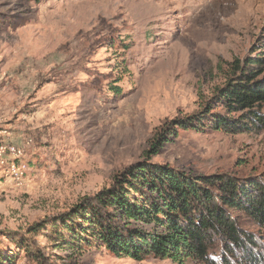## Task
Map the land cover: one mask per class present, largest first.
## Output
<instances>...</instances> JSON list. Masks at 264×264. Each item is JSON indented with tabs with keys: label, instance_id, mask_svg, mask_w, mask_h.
I'll use <instances>...</instances> for the list:
<instances>
[{
	"label": "rangeland",
	"instance_id": "374dc122",
	"mask_svg": "<svg viewBox=\"0 0 264 264\" xmlns=\"http://www.w3.org/2000/svg\"><path fill=\"white\" fill-rule=\"evenodd\" d=\"M258 53L264 0H0V264H181L76 240L77 226L58 238L53 223L97 206L133 163L264 181V129L177 120L238 118L217 90L234 60ZM244 221L264 256V232Z\"/></svg>",
	"mask_w": 264,
	"mask_h": 264
},
{
	"label": "trees",
	"instance_id": "16d2710c",
	"mask_svg": "<svg viewBox=\"0 0 264 264\" xmlns=\"http://www.w3.org/2000/svg\"><path fill=\"white\" fill-rule=\"evenodd\" d=\"M113 88L119 92L116 85ZM216 99L229 112H239V117L206 109L205 117L192 115L177 120L202 131L209 125L230 133L264 129V55L234 60ZM158 145L163 143L154 139L153 147ZM95 200L97 206L88 204L61 223H53L58 238L63 236L61 230L74 232L77 226L80 235L74 239L82 240L89 234L92 242L102 241L110 250L139 260L153 256L181 264H234L232 258L239 256L251 264L264 261L263 254L255 250L259 246L257 233L244 225V220L252 222L264 232V181L257 177L244 180L225 172L192 174L133 163L115 176L113 191L103 190ZM110 209L127 220L122 227ZM131 221L152 228H130ZM25 246L22 249H28ZM218 246L222 249L217 256ZM33 254L37 259L45 255L44 251ZM6 260L12 263L13 257L9 255Z\"/></svg>",
	"mask_w": 264,
	"mask_h": 264
}]
</instances>
